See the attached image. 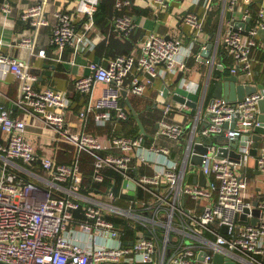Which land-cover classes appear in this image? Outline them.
I'll return each mask as SVG.
<instances>
[{
	"label": "built area",
	"instance_id": "2783aa9c",
	"mask_svg": "<svg viewBox=\"0 0 264 264\" xmlns=\"http://www.w3.org/2000/svg\"><path fill=\"white\" fill-rule=\"evenodd\" d=\"M76 2L82 27L65 10L54 12L53 24L47 0H36L23 13L32 33L10 46L28 47L29 60L7 52L0 33V79L15 76V104L24 112L15 115L5 107L0 92V130L5 136L0 143V264H216L217 254L236 264H264V184L257 223L241 222L244 213L254 218L255 203L247 195L249 158L264 178V150L254 157L241 148L239 162L218 156L221 147L261 125L259 102L264 95L257 91L236 102L213 100L201 128L203 101L189 126L165 104L158 129L136 135L125 130L133 114L124 95L145 96L164 77L163 71L185 73L190 58L213 64L222 44L226 58L234 62L233 75L251 76L256 51L264 52V0H151L157 14L189 3L181 14L187 40L151 31L139 54L112 56L107 66L91 61L88 74L75 80L76 91L85 98L75 124L70 95L51 84L39 86L41 75L31 60L39 56L63 62L70 50L73 65L95 49L101 1ZM221 2L220 24L210 33L208 25ZM133 7L134 0L115 3L114 31L124 39L138 29ZM48 26H53L51 45L59 49L54 57L37 45L40 29ZM203 34L214 45L208 58L202 53L209 44ZM182 77L181 87L189 89ZM100 84L104 88L96 98ZM30 125L42 129L41 143L30 139ZM91 128L108 130V143ZM165 139L179 157L170 145L160 143ZM201 144L206 152L196 150ZM69 147L74 149L73 162L59 161L58 152ZM196 155L202 164L192 162ZM192 174L198 176L197 183L189 182Z\"/></svg>",
	"mask_w": 264,
	"mask_h": 264
},
{
	"label": "crops",
	"instance_id": "0c3cea01",
	"mask_svg": "<svg viewBox=\"0 0 264 264\" xmlns=\"http://www.w3.org/2000/svg\"><path fill=\"white\" fill-rule=\"evenodd\" d=\"M101 5L99 10L95 15V19L98 24V31L96 32V37H98V44L95 49L90 50L87 55H83L77 58L76 64H71L73 60L72 52L70 50L65 51L64 60L57 61L53 59H47L44 57L36 56L33 58L32 65L35 67L36 71L41 75L40 81L37 83L39 86H44L51 84L52 86L67 92L73 101V115L72 122H77V116L79 110L85 104V98L80 95L75 88V80L80 74H88V65L91 61H96L107 66V61L110 57L116 55H123L127 53L139 54L141 46L144 43L146 34L148 32H155L160 35H172L176 37H183L187 40V35L185 30L189 31L188 28L181 24L182 17L181 14L189 8V3L174 4L171 10L163 14H157L150 5L151 0H134L133 14L136 22L138 23V29L131 36L130 39H124L117 32L114 31L113 15L118 13L115 9L116 0H100ZM36 0H0V33L6 42V51L11 52L15 58H22L29 60L30 49L26 46H16L12 48L10 44L18 43V38L21 35L31 34V27L26 24L23 20V13L32 5H34ZM47 10L50 20L54 24L56 21L54 19L55 11H67L78 21L80 27L84 24L83 16L76 12V0H47ZM9 5L11 10L5 11L4 6ZM223 11V3L221 2L217 7L215 16L212 20L214 25L213 32L220 24V18ZM229 16V13H228ZM52 27L48 26L40 29L37 36V45L39 48H45L49 57L56 56L59 53L57 46L51 45V33ZM209 28V27H208ZM31 29V30H30ZM191 32V30H190ZM203 39L205 42L211 43L210 37L207 34H203ZM256 57L253 63V74L249 77L238 76V82L243 84H250L258 88V92L264 95V52L257 50ZM234 65L232 60L226 58L225 46L221 45L219 56L217 60L211 64L206 60H196L195 58H190L187 62V70L184 73V78L189 82L188 88L201 95L199 106L203 101V117L199 123L200 128L205 123V116L207 115V109L210 102L214 100L215 86L219 79L233 75L230 67ZM165 70L164 67H161ZM160 68V69H161ZM163 76L160 79L155 80L154 86L148 89L145 96H138L131 93L125 95L127 104H130L138 113H140V120L145 128V132L152 131L155 132L158 129L156 124L157 120L160 118L162 111L164 110L165 104H170L174 108L172 115L177 117L182 123L185 121L186 125L189 126L190 123L194 121V115L197 114L198 109H193L187 105H181L173 99V93L164 98L160 97V90L164 88L166 83H173L178 79L179 75H174L173 73L163 71ZM6 78L0 79V92L2 94L1 103L5 107L9 108L15 115L23 116L24 112L19 109L15 102L19 98L18 87L19 83L15 76L12 74H7ZM193 82V83H191ZM103 84L98 85L96 89V94L101 95ZM206 91V95H204ZM264 99V97H263ZM149 113H151L149 115ZM149 115V116H148ZM193 118V120H192ZM29 136L30 139L35 143H41L42 139V129L30 125ZM125 130L128 134H139L142 133V129L139 125L137 117L133 115L129 122L125 124ZM91 132L94 131L104 144L108 143V138L110 132L106 129H94L91 128ZM39 140V141H38ZM201 139L197 137V141ZM5 142V136L0 130V143ZM183 142V141H182ZM162 144H168L173 148V155L179 157V152L175 151V145L165 139ZM53 147L57 148V145ZM252 147L258 148V152L264 150V139L262 141H255L252 143ZM74 159V149L71 147L58 152V160L63 163H72ZM84 162L88 164V159L84 158ZM256 165V163H255ZM252 166V168H247V175L250 178V187L247 191V195L250 200L254 203L257 202L259 192L263 186L262 175L260 170ZM259 170V171H258ZM263 188V187H262ZM264 259V258H262Z\"/></svg>",
	"mask_w": 264,
	"mask_h": 264
},
{
	"label": "water",
	"instance_id": "95a60500",
	"mask_svg": "<svg viewBox=\"0 0 264 264\" xmlns=\"http://www.w3.org/2000/svg\"><path fill=\"white\" fill-rule=\"evenodd\" d=\"M249 27H247L248 29ZM214 45L212 43L208 44L205 51H203V55L208 58L211 56V52ZM184 75L183 72L179 75L178 79L175 80L173 83H170L168 85L164 86L165 90V96H169L170 93H173V99L177 101L180 104H185L193 109H197V105L200 101V95L197 93H194L190 89H187L186 87H181L182 82V76ZM258 88L256 86L250 85V84H243L238 82V76L236 75H228L218 80L215 86V92H214V100L218 98H225L230 102H236L237 100H241L244 97L254 94V92H257ZM127 92H124V95H126ZM260 106V114H259V122L261 125L256 126L253 133L249 135H244L241 137H237L236 139L231 140L229 142L230 144L227 147H221L219 150V157H228L231 161L239 162L241 158V148H248L249 153L252 156H256L258 153V148L252 147V143L259 140L262 141L264 139V99L260 100L259 102ZM130 109L132 110V114L137 117L139 121V125L142 129V133H145V128L143 127V124L140 120V113L136 111L130 104ZM216 141V140H214ZM196 150L198 152H206V148L204 145H196ZM201 157L196 155L193 157L192 162L200 165L202 164ZM255 167H257V162ZM259 171V170H258ZM198 176L196 174H192L188 177L189 182L197 183ZM199 179L201 181V184L206 183V177L204 173L202 172L199 176ZM258 201L254 204L255 208L252 211V214H254V218L249 219L248 214H242L241 216V222L246 224H252L255 225L260 217V210L257 207ZM248 213V210H246ZM131 243V242H126ZM214 262L216 264H236L234 261L227 259L224 255L217 254Z\"/></svg>",
	"mask_w": 264,
	"mask_h": 264
},
{
	"label": "rangeland",
	"instance_id": "374dc122",
	"mask_svg": "<svg viewBox=\"0 0 264 264\" xmlns=\"http://www.w3.org/2000/svg\"><path fill=\"white\" fill-rule=\"evenodd\" d=\"M95 97L98 98V97H100V95H97V94H96ZM150 114H151V113H149V115H150ZM149 115H148V116H149ZM151 115H152V114H151ZM249 160H250V162H249V168H252V166L255 165L256 162H255V160H254L252 157H250Z\"/></svg>",
	"mask_w": 264,
	"mask_h": 264
},
{
	"label": "trees",
	"instance_id": "16d2710c",
	"mask_svg": "<svg viewBox=\"0 0 264 264\" xmlns=\"http://www.w3.org/2000/svg\"><path fill=\"white\" fill-rule=\"evenodd\" d=\"M208 27H209L208 28L209 29V32L212 33V30L214 29V25L210 23L208 25ZM80 213H81V210H76L75 215H80Z\"/></svg>",
	"mask_w": 264,
	"mask_h": 264
}]
</instances>
